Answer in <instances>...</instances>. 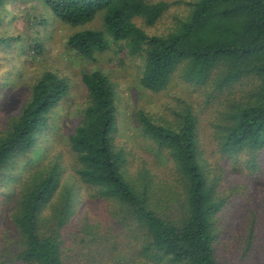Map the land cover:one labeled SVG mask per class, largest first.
Instances as JSON below:
<instances>
[{
	"label": "trees",
	"instance_id": "trees-1",
	"mask_svg": "<svg viewBox=\"0 0 264 264\" xmlns=\"http://www.w3.org/2000/svg\"><path fill=\"white\" fill-rule=\"evenodd\" d=\"M14 1L18 0H0V24L13 16L7 5ZM26 1L35 9L47 10L56 24L62 22L74 29L64 37V54L74 63L93 59L113 43L124 42L120 50L129 47L131 54L142 57L141 83L146 89L164 90L182 64L190 83L206 85L217 74L218 90L250 88L244 101L232 102L227 108L215 137L223 158L237 159L244 154L250 168L259 166L257 158L264 150V0H193L176 29L152 35L142 24L155 25L171 2ZM97 18L102 21L100 28H85ZM49 22L48 17L35 18L28 34L0 33L4 59L11 64L17 51L30 63L42 60L50 52L45 45L48 36L38 27ZM81 78L86 103L79 123L66 136L75 159L74 171L97 196L117 204L115 219L122 233L111 241L98 227L94 230L84 225L78 234L66 229L74 192L71 187L62 189L64 167L42 138L71 85L57 71L47 69L28 80L24 86L29 91L27 97L0 125V189L10 176L20 179L19 190L5 193L2 201L14 229L8 230L13 236L0 244V264H66L69 242L86 254L84 262L78 260V264H96L102 240L110 246L104 264H227L232 259L244 260L255 244L256 213L250 210L242 237L219 247L217 220L228 201L218 193V176L211 174L201 158L197 118L189 113L178 125H169L145 112L138 113L142 133L159 149H165L182 187L171 199L173 207H160L151 197L147 179L145 185L129 179L126 153L114 145L117 99L111 76L95 69L84 70ZM16 94V80L8 78L0 84L2 106ZM23 157L36 165L22 178V170L28 168L18 169V159Z\"/></svg>",
	"mask_w": 264,
	"mask_h": 264
},
{
	"label": "rangeland",
	"instance_id": "rangeland-1",
	"mask_svg": "<svg viewBox=\"0 0 264 264\" xmlns=\"http://www.w3.org/2000/svg\"><path fill=\"white\" fill-rule=\"evenodd\" d=\"M167 1L172 5L155 25L142 24L148 34H166L176 29L181 20L188 15L189 2L193 0ZM7 10L13 16L8 20L4 18L6 22L0 24V33L10 31L14 36L19 33H30L29 26L35 18L39 20L44 17L50 18L47 25L40 24L38 27L48 36L45 45L50 53L42 57V60L30 63L26 56L16 51L11 58V64L4 59L6 55L0 53V84L8 78L14 79L18 91V94L9 99L8 105L2 106L3 103L0 101V125L5 122L9 114L18 111V106L27 97L29 91L24 86L29 83L28 80L43 71L47 69L57 71L59 75L67 78L71 85L68 95L53 112L48 131L42 138L43 144L52 146L51 154L64 167L62 189L71 187L74 192L72 213L66 229L78 234L84 225L92 226L94 230L98 227L111 241L117 234L122 233L123 229L115 219L114 211L117 204L97 196L96 190L82 184L76 175L75 159L66 139L67 134L79 123L81 111L86 103L82 72L101 69L111 76L116 86L117 129L113 134V141L117 149L126 153L125 170L129 179L137 183L143 181L144 185L147 184L145 181L147 179L149 181L147 186L154 203L160 207H173L171 199L182 192L179 176L165 149H159L142 133L138 113L145 112L154 120L169 125H178L183 116L191 113L198 122L201 158L211 168V174L218 176V193L228 201L217 220L220 227L219 247H223L225 242L242 237L250 210L256 213V235L252 250L244 260L239 262L231 258L232 260L227 264H264V150L257 158L259 166L250 168L244 154L237 159L223 158L217 151L218 141L215 137L216 131L224 124L227 108L232 102L244 101L250 88L235 87L233 90H218L217 74H213L206 85L190 83L184 77L185 67L182 64L171 77L167 87L155 92L146 89L141 83V55L131 54L129 47L120 50V44L123 45L124 42L113 43L112 48L96 54L93 59L76 60L74 63L73 58L67 53L64 54L67 50L64 37H68L74 29L62 22L56 24V19L47 10H42L41 7L35 9L26 0L8 4ZM101 22V19L97 18L85 28H100ZM2 112L8 115H2ZM18 160V169L28 167L21 172L23 178V175L29 173V168L36 165V161L29 162L26 157ZM15 177L10 176V180L3 183L0 189V244L7 242L9 235L13 236L8 234V230H13L14 227L10 224L11 220L7 219L8 211L4 212L2 201L5 193L19 190L20 179ZM101 243V248L97 249L96 264H104L110 253L109 243L105 240ZM76 247L80 248L75 243L66 244V253L70 257L66 264H78V260L84 262L86 254H82L81 250L77 251Z\"/></svg>",
	"mask_w": 264,
	"mask_h": 264
}]
</instances>
